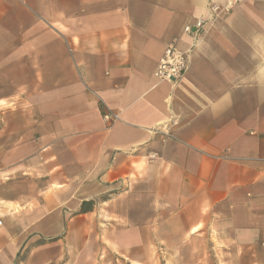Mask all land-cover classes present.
<instances>
[{
  "label": "crops",
  "instance_id": "obj_1",
  "mask_svg": "<svg viewBox=\"0 0 264 264\" xmlns=\"http://www.w3.org/2000/svg\"><path fill=\"white\" fill-rule=\"evenodd\" d=\"M226 3L0 0V264H264V0Z\"/></svg>",
  "mask_w": 264,
  "mask_h": 264
},
{
  "label": "built area",
  "instance_id": "obj_2",
  "mask_svg": "<svg viewBox=\"0 0 264 264\" xmlns=\"http://www.w3.org/2000/svg\"><path fill=\"white\" fill-rule=\"evenodd\" d=\"M242 0H227L225 9L229 10L233 8L238 2ZM212 9L216 12L220 9V6L214 4ZM195 33L193 36L197 38L202 31L203 22L200 21L195 26ZM186 32H191V27L185 28ZM188 51L180 49L175 43H170L162 57L159 60L158 66L155 70V75L160 80H166L170 82H178L186 73L188 67ZM117 117L111 114H105L106 119ZM2 221L0 220V226Z\"/></svg>",
  "mask_w": 264,
  "mask_h": 264
}]
</instances>
